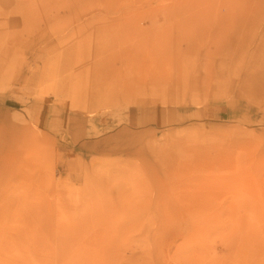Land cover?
<instances>
[{
    "label": "rangeland",
    "instance_id": "374dc122",
    "mask_svg": "<svg viewBox=\"0 0 264 264\" xmlns=\"http://www.w3.org/2000/svg\"><path fill=\"white\" fill-rule=\"evenodd\" d=\"M0 264H264V0H0Z\"/></svg>",
    "mask_w": 264,
    "mask_h": 264
},
{
    "label": "bare ground",
    "instance_id": "6f19581e",
    "mask_svg": "<svg viewBox=\"0 0 264 264\" xmlns=\"http://www.w3.org/2000/svg\"><path fill=\"white\" fill-rule=\"evenodd\" d=\"M44 1V0H43ZM78 1V0H77ZM77 3V2H76ZM75 3H73L72 5H74ZM174 4V3H173ZM73 8H76V6L74 5V6H72ZM69 8V7H68ZM176 8V7H175ZM113 12V11H112ZM117 12V11H116ZM122 12V11H121ZM108 13V12H107ZM142 13V12H141ZM105 14V13H104ZM123 14V13H122ZM138 14V13H137ZM142 15V14H141ZM97 17H99V16H97ZM101 17V16H100ZM89 18V17H88ZM125 21V20H124ZM116 23H118V21L116 22ZM123 23V22H122ZM109 24V23H108ZM124 24V23H123ZM113 25H114V23H113ZM177 26V25H176ZM116 27V26H115ZM82 32V31H81ZM78 34V33H77ZM79 36V35H78ZM75 39V38H74ZM77 40V39H76ZM93 41H94V39H93ZM78 49V48H77ZM42 52V51H41ZM37 54H38V52H37ZM39 54H40V52H39ZM41 55V54H40ZM44 55V54H43ZM42 56V55H41ZM33 57H34V55H33ZM40 58V57H39ZM58 59V58H57ZM41 61V60H40Z\"/></svg>",
    "mask_w": 264,
    "mask_h": 264
}]
</instances>
